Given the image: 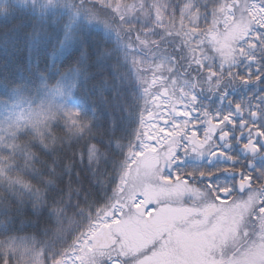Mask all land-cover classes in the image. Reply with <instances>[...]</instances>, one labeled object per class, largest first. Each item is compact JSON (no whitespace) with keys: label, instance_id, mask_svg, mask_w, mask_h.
I'll return each mask as SVG.
<instances>
[{"label":"snow or ice","instance_id":"1","mask_svg":"<svg viewBox=\"0 0 264 264\" xmlns=\"http://www.w3.org/2000/svg\"><path fill=\"white\" fill-rule=\"evenodd\" d=\"M19 3L0 6V264H264V0ZM37 146L60 161L38 170Z\"/></svg>","mask_w":264,"mask_h":264},{"label":"trees","instance_id":"2","mask_svg":"<svg viewBox=\"0 0 264 264\" xmlns=\"http://www.w3.org/2000/svg\"><path fill=\"white\" fill-rule=\"evenodd\" d=\"M0 6H3L5 7L6 9H8L9 11H14L16 9H20L22 7H24V5H21L19 3V0H0ZM6 15L5 12H0V18L4 17ZM169 52L172 51L171 49V46H169V49H168ZM181 69H178L177 71H180ZM235 90H237V95H232L239 99L241 96H248L249 92L245 90V88L243 86H238ZM211 94L209 93H204L202 96H201V103L202 104H206L208 106H210L211 108L215 109L218 104H217V101L215 100V98L211 97L209 98ZM224 108H227L228 107V104L225 103L223 105ZM6 117H7V112L4 111V112H0V121H4L6 120ZM67 130L64 129L63 131L61 130H57L56 131V135L57 136H64L65 135V132ZM68 141L66 140L65 141V144H67ZM61 147V145L59 144V142H57L56 144L52 145V148H56V149H59ZM33 152L36 153L38 159H39V162L35 164V167L38 169V170H41L43 171V166L46 165L47 167H53L54 165L52 164V161L55 160L57 162L60 161L61 159V154L59 151L53 153L51 151V149L47 150V151H41V149L39 148V146L37 147H34L32 149ZM190 163H195L193 161H190ZM64 164L67 165L68 164V161L67 160H64ZM30 178V177H29ZM47 178V177H46ZM33 184H36L37 187H40V185L37 183V181L33 180L32 181ZM44 191L45 189L42 187L41 188V194L43 195L44 194ZM75 201L73 200V203ZM69 215H71V212H69ZM54 223V222H53ZM44 223L42 222V226H41V232H38V233H34L33 230L31 229H28L26 232H20L18 233V235H21V236H24V235H34L35 239L37 241L39 240H43V239H46V237L44 236V233H43V227H44Z\"/></svg>","mask_w":264,"mask_h":264},{"label":"flooded vegetation","instance_id":"3","mask_svg":"<svg viewBox=\"0 0 264 264\" xmlns=\"http://www.w3.org/2000/svg\"><path fill=\"white\" fill-rule=\"evenodd\" d=\"M235 92V91H234ZM236 93V92H235ZM256 166L259 167H264V158L257 157L255 160ZM230 200V199H229Z\"/></svg>","mask_w":264,"mask_h":264},{"label":"rangeland","instance_id":"4","mask_svg":"<svg viewBox=\"0 0 264 264\" xmlns=\"http://www.w3.org/2000/svg\"><path fill=\"white\" fill-rule=\"evenodd\" d=\"M7 116H8V113H7ZM6 119H7V117H6ZM204 197H201L200 199H203ZM226 202H228V203H230V200L229 201H226Z\"/></svg>","mask_w":264,"mask_h":264}]
</instances>
